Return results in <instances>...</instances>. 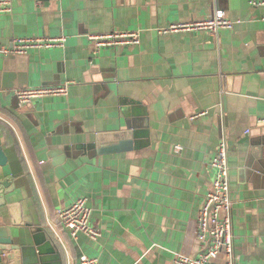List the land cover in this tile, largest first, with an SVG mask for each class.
<instances>
[{
    "label": "crops",
    "instance_id": "crops-1",
    "mask_svg": "<svg viewBox=\"0 0 264 264\" xmlns=\"http://www.w3.org/2000/svg\"><path fill=\"white\" fill-rule=\"evenodd\" d=\"M217 8L233 27L159 32ZM112 31H136L140 42L97 49L90 35ZM61 34L64 47L0 52V181L8 182L0 185V225L33 248L46 233L34 264L47 262L50 245L62 264H78L83 253L99 264H177L179 253L197 254L203 244L193 225L222 137L235 264H264V175L250 167V130L264 124V2L13 0L0 13V47ZM67 81L66 94L28 104L15 95ZM145 120L147 137L123 135L127 123ZM116 131L118 141L105 144ZM79 196L102 231L97 239L73 238L56 222ZM13 201L28 225H13Z\"/></svg>",
    "mask_w": 264,
    "mask_h": 264
},
{
    "label": "built area",
    "instance_id": "built-area-1",
    "mask_svg": "<svg viewBox=\"0 0 264 264\" xmlns=\"http://www.w3.org/2000/svg\"><path fill=\"white\" fill-rule=\"evenodd\" d=\"M262 3L264 0H253ZM13 0H0V13L12 10ZM234 20L223 9L217 8L209 16L193 21L173 23L168 27L159 29L161 34L171 31L205 29L218 33L222 28H231ZM66 35L56 36H17L10 46L0 47L5 55L26 53L30 48L64 47ZM97 49L117 44H136L140 37L136 31H112L90 35ZM69 81L63 84L40 85L17 89L15 95L21 104L50 95L66 94ZM211 167L213 179L198 217L194 221L193 235L202 242V249L194 255L181 252L176 258L177 264H235L236 253L233 242L232 207L230 174L228 162V147L226 138L222 137L217 152L212 159ZM56 222L69 234L76 238L84 233L92 239L101 236V229L92 223V209L87 204L85 196L77 197L71 204L57 210ZM222 255L220 263L216 259ZM78 264H99L97 256L81 254Z\"/></svg>",
    "mask_w": 264,
    "mask_h": 264
},
{
    "label": "water",
    "instance_id": "water-1",
    "mask_svg": "<svg viewBox=\"0 0 264 264\" xmlns=\"http://www.w3.org/2000/svg\"><path fill=\"white\" fill-rule=\"evenodd\" d=\"M148 132L149 125L147 120H145V122L141 123L139 126L127 123V129H125L123 135L128 138L131 137L133 141V138L137 139L139 135L147 137ZM250 135L251 143L254 146L251 154L253 159L250 163V167L254 172L264 175V124H254L250 130ZM118 139L119 133L116 131V133L110 134L109 140L105 144L115 143ZM98 143H100V141H98ZM136 144H138L137 141ZM99 151L102 150L100 149ZM0 185L6 186L8 182L0 181ZM7 209L12 217L14 226L28 225L23 216L22 205L19 201L7 203ZM17 237H22V235L14 234L11 232L10 228L4 224L0 225V264H34L36 261L34 254L35 250H41L43 248L41 245L48 242L44 231L35 235L34 248L33 245L17 242ZM50 248L53 254L47 262L43 264H62L60 260L61 257L56 253L55 248L52 245H50Z\"/></svg>",
    "mask_w": 264,
    "mask_h": 264
},
{
    "label": "trees",
    "instance_id": "trees-1",
    "mask_svg": "<svg viewBox=\"0 0 264 264\" xmlns=\"http://www.w3.org/2000/svg\"><path fill=\"white\" fill-rule=\"evenodd\" d=\"M6 124H7V123H5L4 121H1V120H0V128L2 129V131H4L3 128H4V126H5Z\"/></svg>",
    "mask_w": 264,
    "mask_h": 264
}]
</instances>
